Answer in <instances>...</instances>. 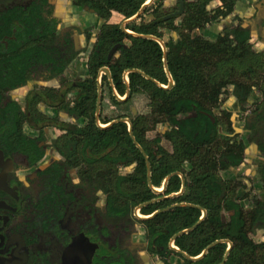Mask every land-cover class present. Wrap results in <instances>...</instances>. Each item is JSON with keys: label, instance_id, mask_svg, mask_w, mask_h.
Instances as JSON below:
<instances>
[{"label": "flooded vegetation", "instance_id": "obj_1", "mask_svg": "<svg viewBox=\"0 0 264 264\" xmlns=\"http://www.w3.org/2000/svg\"><path fill=\"white\" fill-rule=\"evenodd\" d=\"M259 1L252 0L248 14ZM213 2V9L221 7ZM67 3L0 0V264H264V61L254 69L231 61L233 69L213 68L212 79L205 67L203 84L192 92L204 108L197 112L215 132L210 174L219 185V232L236 215L250 246L243 251L222 237L194 255L197 239L181 238L194 228L176 232L166 247L156 246L140 210L115 212L99 189L100 159L113 151L99 155L96 147L85 146L75 104L98 28L73 25ZM91 10L85 14L96 16ZM182 12L178 7L170 16ZM191 36L204 38L199 29ZM97 102L98 97L94 122L103 128L104 101L96 117ZM116 168L123 175L132 170Z\"/></svg>", "mask_w": 264, "mask_h": 264}, {"label": "trees", "instance_id": "obj_2", "mask_svg": "<svg viewBox=\"0 0 264 264\" xmlns=\"http://www.w3.org/2000/svg\"><path fill=\"white\" fill-rule=\"evenodd\" d=\"M91 1L102 4L103 8L95 11L102 23L85 65L75 104L84 121L81 134L85 146L96 147L99 155L109 149L113 151L100 159L99 189L112 199L115 212L123 207L129 212L148 203L139 210L142 216L148 217L142 221L151 244L166 247L176 232L193 227L202 215L201 210H205L206 217L190 234L181 237L197 239L198 248L193 254L222 237L245 251L250 243L241 235L236 215L225 232H219L222 208L217 199L219 185L217 178L210 174L215 132L205 125L209 120L197 112L204 110L202 104L192 99L193 89L203 84L205 67L211 68L212 79L213 68L233 69L231 61H240L245 69H254L260 59L264 61L263 52H253L249 33L239 28L212 41L191 36L193 31L202 30L219 17L228 18L237 1L218 0L221 7L216 10H207L214 0L188 1L180 15L170 16L163 13L168 0H152L139 17L126 23L125 30L130 33L122 32L121 24L133 18L147 0ZM73 3L78 8L84 6L79 0ZM171 5L173 11L180 6L178 0H171ZM112 12L122 17L119 23L110 21ZM164 37L168 39L165 41ZM155 39L163 42L164 50ZM116 45L118 49L108 60V53ZM103 68L109 70L110 77H99ZM169 79L173 86L162 88L168 86ZM98 95L105 107L114 110L109 117L99 115L103 128L94 122ZM116 96L125 98L119 101ZM142 96L145 112L133 114L135 102ZM195 111L197 116L192 118L190 114ZM121 119L129 120L131 135L127 124L117 121ZM152 131L161 133L150 140L147 135ZM161 141L163 145L159 147ZM112 156L114 167L109 163ZM146 158L150 167L148 177ZM117 165L132 167V170L123 175L118 173ZM182 179L183 192L175 195L181 190ZM164 180L163 192L154 194L148 182L160 189ZM226 207L233 209L234 205ZM178 243L184 248L187 244L182 239Z\"/></svg>", "mask_w": 264, "mask_h": 264}, {"label": "crops", "instance_id": "obj_3", "mask_svg": "<svg viewBox=\"0 0 264 264\" xmlns=\"http://www.w3.org/2000/svg\"><path fill=\"white\" fill-rule=\"evenodd\" d=\"M71 1L72 0H68L66 7L68 8V10H67L68 15H70L71 16L70 18L73 19V25H78V24L80 25L81 24L80 27H82V29L83 28L86 29V28L90 27L91 25H93V23H95L97 25V28H98V26L102 23V21L97 16L90 15V14L86 15L85 13L87 12L86 11L87 9H92L91 12L101 10L103 8L102 4L95 2V1H91V0H79L81 5H84L83 6L84 9L78 8L75 6H74V8H71L72 7ZM236 1L237 2L234 6L233 12L231 15H229L228 18L223 19L222 17H219L214 22L208 23L205 25V27L201 30L203 32L204 38L209 37L210 40L212 41L217 37H223L225 35V33H227V32L230 33V31L232 29L237 28L238 25L234 21L241 23V26L238 27L239 30L250 31L252 34L253 33L256 34V30L254 29V27H251V24L249 21L250 20L249 16H251L250 15L251 14L250 13L251 12L250 7H251L252 0H236ZM166 3L169 4V5L165 6L166 9L172 8L171 0H168V2H166ZM213 8H215V3L211 2L210 5L207 7V10H212ZM70 9H74V10L72 11ZM248 13H250V14H248ZM235 16H236L235 20L232 21V19H230V18L235 17ZM115 17H117L116 22H112V23L116 24L122 20V17L120 15L112 12L111 18L115 19ZM251 44H254V45H252V50L255 53H258V52L262 51V49H264L263 48L264 45H262V43L259 40L253 39ZM82 46H84V45H82ZM121 99H123V98H121ZM165 126H164V128H166ZM163 186H165L164 182L162 183V186L159 190H161V189L164 190ZM156 190H158V189H156ZM181 193L182 192L178 193L177 195H179Z\"/></svg>", "mask_w": 264, "mask_h": 264}, {"label": "water", "instance_id": "obj_4", "mask_svg": "<svg viewBox=\"0 0 264 264\" xmlns=\"http://www.w3.org/2000/svg\"><path fill=\"white\" fill-rule=\"evenodd\" d=\"M151 2H152V0H150L149 2H146V3L141 7L140 11H139V12H138L133 18L126 20V21L120 26L121 31H122V32H125V33H130V32H128V31L125 30V25H126V23H128V22H130V21L136 19L137 17H139V15L143 13L144 8H145L146 6H148V5H150ZM178 2H179V5H180V6H179V7H180V11H181V10L183 9L184 0H178ZM249 17H250V18H249V19H250L249 21H250L251 27H254V29L256 30V34H254V33L252 34L250 31H247V32L249 33V41H248V42L251 44L253 39L256 40V39L258 38V39H260V42H261V43H264V0H260V1H259V3L255 6V12H254V14H252V15L249 16ZM155 40L161 45V47H162L163 50H164L163 42L160 41V40H158V39H155ZM118 47H119V46L116 45V46H114V47L110 50V52L108 53V59H111V58L113 57V55H114L115 51L118 49ZM263 50H264V49H263ZM260 52H262V51H260ZM101 72L104 73L106 76L110 77V73H109V70H108L107 68L102 69ZM125 76H126V74H125ZM125 76H124V79H125ZM146 78H147V77H146ZM147 79L150 80L149 78H147ZM109 80H110V79H109ZM125 81H126V79H125ZM153 82H154V81H153ZM172 86H173V82H172L171 79H169V84H168V86H167V87H162V88H171ZM116 97H117V99H118L119 101H122V100L124 99V98H123V99H120L118 96H116ZM99 100H100V98H99V95H98V102H97L96 113H95L96 117H97L98 114H99ZM133 114H134V111H133ZM117 121L125 122V123L127 124V126H128V132H129V134L131 135V124H130L129 120H127V119H121V120H117ZM114 122H116V121H113V123H114ZM136 146L138 147L137 144H136ZM140 151L143 152L141 149H140ZM146 163H147V176H149L150 167H149V163H148L147 158H146ZM165 182H166V180H164V184H165ZM148 186H149V188H151V190H152V192H153L154 194H158V193L163 192V189H161V190L158 191V190H156L155 188H153L149 182H148ZM163 188H164V186H163ZM183 188H184V181H183V179H182V187H181L180 192L183 191ZM176 195H177V194H176ZM147 204H148V203H145V204L139 206L138 209H140V208L143 207V206H146ZM186 206H191V205H186ZM201 212H202V217L199 219V221H198L193 227H191V228H189V229H187V230L181 232L180 234L192 230L195 226H197V225L203 220V218H204L205 215H206V211H205V210H201ZM154 214H156V212H155ZM154 214H153V215H154ZM147 218H148V217H147ZM147 218H146V217H145V218H142V220H145V219H147Z\"/></svg>", "mask_w": 264, "mask_h": 264}, {"label": "rangeland", "instance_id": "obj_5", "mask_svg": "<svg viewBox=\"0 0 264 264\" xmlns=\"http://www.w3.org/2000/svg\"><path fill=\"white\" fill-rule=\"evenodd\" d=\"M150 0H147V2H149ZM174 11H173V9L172 8H165L164 10H163V13H165V14H167V15H170V14H172ZM116 18L117 17H115V19H113V18H111L110 19V21L111 22H116ZM88 21V20H87ZM168 38L167 37H164V40L166 41ZM135 104H136V107H134L135 109H134V112H135V114L138 112V113H140V114H144V112H145V98L142 96V97H139L138 98V101H136L135 102ZM105 103H104V107H103V111H102V116L103 117H109V116H111L113 113H114V110L113 109H111V108H107V107H105ZM149 138L151 137H154V132H150L148 135H147ZM138 210V212H139V209L138 208H135V210ZM139 216H141L140 218H145L144 216H142L141 215V213H139Z\"/></svg>", "mask_w": 264, "mask_h": 264}, {"label": "built area", "instance_id": "obj_6", "mask_svg": "<svg viewBox=\"0 0 264 264\" xmlns=\"http://www.w3.org/2000/svg\"><path fill=\"white\" fill-rule=\"evenodd\" d=\"M100 76H101V75L99 74V77H100ZM135 213H138V210H137V209L135 210Z\"/></svg>", "mask_w": 264, "mask_h": 264}]
</instances>
